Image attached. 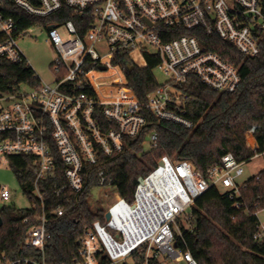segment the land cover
Listing matches in <instances>:
<instances>
[{
  "label": "built area",
  "instance_id": "2783aa9c",
  "mask_svg": "<svg viewBox=\"0 0 264 264\" xmlns=\"http://www.w3.org/2000/svg\"><path fill=\"white\" fill-rule=\"evenodd\" d=\"M6 1L31 17H56L53 24L39 25L47 30L56 57L50 67L52 83H44L35 73L39 87L23 85L0 93V166L9 163L10 157L33 158L32 200L25 194L31 204L27 210L40 208L41 212L22 247L43 256L36 262L9 259L0 252V264H47V200L54 199L58 205L54 214L64 216L65 206L73 195L82 193L85 174L93 168H98L96 190L107 193L104 221H95L79 239L78 264H104V259L110 264H198L176 244L178 220L212 189L240 196L244 184L237 179L245 167L257 159L264 162V150L254 138L256 127L250 131L255 146L250 144L253 156L248 160L238 161L229 153L203 174L187 160L164 156L138 183L131 202L114 190L110 170L99 167L104 158L124 153L128 140L139 138L149 123L147 114L158 123L193 129L188 115L191 77L221 94L240 88L239 68L207 50L190 32L201 30L205 36L231 43L246 58L257 57L264 33V0H0V71L6 63L31 66L19 42L32 28L23 29L21 19L8 15ZM65 10L86 16L81 27L85 34H80L73 20L61 17ZM180 31L189 34L179 35ZM124 57L129 64L114 65L125 61ZM140 59L144 66L139 65ZM149 59L157 60L154 71L162 72L165 82L142 104L127 88L126 72L129 65L146 67ZM110 69H117L120 77L98 86L106 95L115 89L131 99L99 95L91 75ZM157 141L158 132L153 129L147 148ZM12 198L10 190L1 186L0 200ZM235 207L242 206L236 203ZM259 213L254 239L264 241V219Z\"/></svg>",
  "mask_w": 264,
  "mask_h": 264
},
{
  "label": "trees",
  "instance_id": "16d2710c",
  "mask_svg": "<svg viewBox=\"0 0 264 264\" xmlns=\"http://www.w3.org/2000/svg\"><path fill=\"white\" fill-rule=\"evenodd\" d=\"M6 4L8 15L21 19L23 29L56 22L54 16L42 20L25 14L9 1ZM60 15L64 20H73L80 34H85L86 29L81 27L86 16L74 15L67 10ZM181 34L189 33L180 31ZM190 36H197L207 50L238 67L241 86L233 94H221L206 87L196 77H191L188 83V115L194 123L193 129L169 122L158 123L147 114L149 123L139 138L128 140L124 153L104 158L99 168L110 170L114 190L129 202L134 199L139 179L155 170L164 156L171 160H187L194 169L205 174L219 164L226 154H233L238 161L251 158L253 150L249 140L254 127V138L259 149L264 150V33L260 35L261 53L253 58L244 57L231 43L217 36H205L201 30L190 32ZM124 59L115 61L114 65L129 64L127 57ZM156 65L157 60L149 59L146 67H136L132 72H126V86L142 104L148 102V97L159 86L154 71ZM93 82L98 88V84L106 81L101 75ZM23 85L39 87L40 82L32 67L25 62L19 65L4 64L0 71V93L20 90ZM112 91L107 97L99 95L108 99L128 98L120 92L118 96H112ZM153 129L158 132V141L155 146L147 148V137ZM9 165L23 193L32 200L33 158L10 157ZM60 168L63 171L61 164ZM97 172L98 168H93L85 174L84 190L73 195L71 203L65 206L64 216L54 214L58 206L54 199L50 197L47 200L50 206L44 253L47 264H78L79 239L95 221H104L106 202L96 203L93 200ZM236 203L242 207H235ZM263 210L264 169L244 183L239 197H232L217 189L199 197L190 209L187 224L178 220L180 233H176V244L183 252L189 251L198 264H264V241L254 239L258 224L256 213ZM40 212V208L36 211L15 207L0 209L3 221L0 227L1 253H5L9 259L42 260L40 252L22 247L26 232L36 224ZM103 263L110 264L107 259Z\"/></svg>",
  "mask_w": 264,
  "mask_h": 264
},
{
  "label": "rangeland",
  "instance_id": "374dc122",
  "mask_svg": "<svg viewBox=\"0 0 264 264\" xmlns=\"http://www.w3.org/2000/svg\"><path fill=\"white\" fill-rule=\"evenodd\" d=\"M60 32H64L63 28H60ZM19 46L22 52L24 53L26 59L30 63L32 69L40 78V80L44 83H52L54 81V74L51 71L50 67L56 57V54L51 43L49 42L47 30L41 26L32 28L29 35L20 40ZM139 65L144 66L145 62L140 59ZM102 76L105 81L120 77L117 69L114 72L111 71L109 73L103 74ZM155 77L158 83L162 84L165 82V78L162 72H160L159 70L155 71ZM94 78H97V75H93L92 80ZM96 89L97 92L102 94L103 96H108V94L106 95L104 93L101 87H96ZM113 90L114 91L111 92L112 96H118L120 91L115 89ZM249 142L252 146H255V142L252 137H250ZM263 169L264 162L261 161V159L253 161L250 165H247L245 167V173L243 176L237 179V183L243 185L250 178L258 175L259 172H261ZM1 186L7 187L10 190V193L12 194L13 198L9 202H3L0 200V209L4 207H15L17 209L27 210L30 208L31 204L26 195L23 193L19 182L15 176V173L10 168L9 163H5L0 166V187ZM106 194L107 193L105 191L97 189L94 192L93 200L96 203H100L102 201L106 202ZM189 212L190 210H188V213L180 218L185 224H187V221L189 219ZM259 218L264 219V210L260 211Z\"/></svg>",
  "mask_w": 264,
  "mask_h": 264
},
{
  "label": "water",
  "instance_id": "95a60500",
  "mask_svg": "<svg viewBox=\"0 0 264 264\" xmlns=\"http://www.w3.org/2000/svg\"><path fill=\"white\" fill-rule=\"evenodd\" d=\"M134 69H135V68H134V66H132V65H129V66L127 67V71H129V72H132ZM103 70H105V68H103ZM161 164H162V163H160V165H161ZM142 181H143V178L139 179V183H142ZM106 218L109 219V214H106ZM2 224H3V221H2V218H1V216H0V227L2 226Z\"/></svg>",
  "mask_w": 264,
  "mask_h": 264
},
{
  "label": "bare ground",
  "instance_id": "6f19581e",
  "mask_svg": "<svg viewBox=\"0 0 264 264\" xmlns=\"http://www.w3.org/2000/svg\"><path fill=\"white\" fill-rule=\"evenodd\" d=\"M112 70H114V69H110V71L109 72H111ZM108 72V73H109ZM92 75H95V74H92ZM92 75H91V78H92ZM101 75H103V74H101ZM101 75H97V76H101ZM120 75V74H119ZM104 80V79H103ZM96 86V85H95ZM121 95H123V94H121ZM123 96H125V95H123ZM127 97H128V95H127ZM103 99H108V98H103ZM127 99H131V98H127Z\"/></svg>",
  "mask_w": 264,
  "mask_h": 264
},
{
  "label": "crops",
  "instance_id": "0c3cea01",
  "mask_svg": "<svg viewBox=\"0 0 264 264\" xmlns=\"http://www.w3.org/2000/svg\"><path fill=\"white\" fill-rule=\"evenodd\" d=\"M121 94V93H120ZM123 96V95H122ZM128 98H131V96H128Z\"/></svg>",
  "mask_w": 264,
  "mask_h": 264
}]
</instances>
